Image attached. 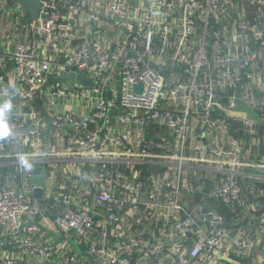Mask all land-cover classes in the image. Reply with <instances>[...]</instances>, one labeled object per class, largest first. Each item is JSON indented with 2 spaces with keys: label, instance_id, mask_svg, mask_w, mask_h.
Listing matches in <instances>:
<instances>
[{
  "label": "built area",
  "instance_id": "built-area-1",
  "mask_svg": "<svg viewBox=\"0 0 264 264\" xmlns=\"http://www.w3.org/2000/svg\"><path fill=\"white\" fill-rule=\"evenodd\" d=\"M69 71L88 83L59 77ZM7 102L0 264L214 263L227 220L187 212L181 180L190 161L212 164L225 172L218 201L248 205L236 166L264 168V0H41L36 18L0 0ZM253 242L245 226L232 238L240 251Z\"/></svg>",
  "mask_w": 264,
  "mask_h": 264
},
{
  "label": "crops",
  "instance_id": "crops-1",
  "mask_svg": "<svg viewBox=\"0 0 264 264\" xmlns=\"http://www.w3.org/2000/svg\"><path fill=\"white\" fill-rule=\"evenodd\" d=\"M238 112L244 116L254 117L255 111L240 104ZM231 131L245 136L244 127L239 119L232 122ZM202 126H194L201 128ZM259 132L264 135V125L259 126ZM211 143L212 139H207ZM264 142L257 147L259 158L264 160V151L262 150ZM228 166H226L227 168ZM145 170V169H144ZM187 174L181 180L180 202L185 210L196 216L207 227L211 226L210 218L203 217V210L212 207L221 212L227 220L230 229V235L224 240L223 246L214 254L212 259L204 264H259L264 258V225H259L255 221L260 205L263 202L261 192H264V172L257 169L243 168L236 166V176L241 184L242 195L247 199V207L238 206L236 203L231 206L221 204L214 194L215 187L223 180L224 171L214 168L212 164H201L190 161L186 166ZM257 183V185H256ZM259 187V188H258ZM262 189V191H260ZM257 206V207H256ZM240 226H245L251 233L254 242L247 249L240 251L232 244V238L237 233ZM10 253L9 248H5ZM23 264V263H19ZM156 264V263H155Z\"/></svg>",
  "mask_w": 264,
  "mask_h": 264
},
{
  "label": "water",
  "instance_id": "water-1",
  "mask_svg": "<svg viewBox=\"0 0 264 264\" xmlns=\"http://www.w3.org/2000/svg\"><path fill=\"white\" fill-rule=\"evenodd\" d=\"M22 6L29 12L31 18H36L38 8L40 6L41 0H18ZM60 78H67V79H73L77 78L83 81L85 84L88 83V79L82 72H74L69 71L65 73H61L59 75ZM139 88V87H138ZM257 170L264 172V168H257ZM32 176L30 178L31 183L35 186L34 189V196L38 199L42 196V188L41 184L44 179L46 168L43 166H35L31 169ZM206 218L210 217L209 215H205ZM62 237H59V239ZM78 250L79 248L76 247ZM87 255V253H85Z\"/></svg>",
  "mask_w": 264,
  "mask_h": 264
},
{
  "label": "clouds",
  "instance_id": "clouds-1",
  "mask_svg": "<svg viewBox=\"0 0 264 264\" xmlns=\"http://www.w3.org/2000/svg\"><path fill=\"white\" fill-rule=\"evenodd\" d=\"M11 108L12 104L10 102L0 106V137L7 135L11 131V129L6 124V119L4 118V114L10 112ZM21 163L23 164V161H21Z\"/></svg>",
  "mask_w": 264,
  "mask_h": 264
},
{
  "label": "trees",
  "instance_id": "trees-1",
  "mask_svg": "<svg viewBox=\"0 0 264 264\" xmlns=\"http://www.w3.org/2000/svg\"><path fill=\"white\" fill-rule=\"evenodd\" d=\"M235 121L234 118H231V122ZM262 150L264 151V146H262Z\"/></svg>",
  "mask_w": 264,
  "mask_h": 264
},
{
  "label": "rangeland",
  "instance_id": "rangeland-1",
  "mask_svg": "<svg viewBox=\"0 0 264 264\" xmlns=\"http://www.w3.org/2000/svg\"><path fill=\"white\" fill-rule=\"evenodd\" d=\"M259 136H261V137H262V134H259Z\"/></svg>",
  "mask_w": 264,
  "mask_h": 264
}]
</instances>
